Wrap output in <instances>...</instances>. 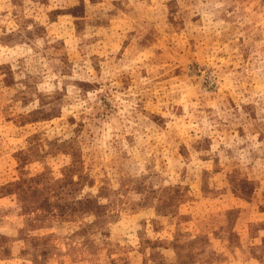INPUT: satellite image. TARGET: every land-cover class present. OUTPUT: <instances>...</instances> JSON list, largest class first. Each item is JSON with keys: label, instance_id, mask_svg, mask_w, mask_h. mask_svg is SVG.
I'll list each match as a JSON object with an SVG mask.
<instances>
[{"label": "rangeland", "instance_id": "374dc122", "mask_svg": "<svg viewBox=\"0 0 264 264\" xmlns=\"http://www.w3.org/2000/svg\"><path fill=\"white\" fill-rule=\"evenodd\" d=\"M0 264H264V0H0Z\"/></svg>", "mask_w": 264, "mask_h": 264}]
</instances>
